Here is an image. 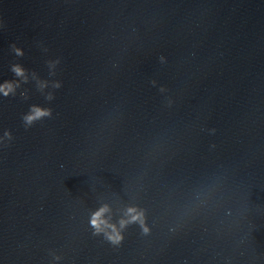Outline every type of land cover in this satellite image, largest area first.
<instances>
[{
	"label": "water",
	"instance_id": "1",
	"mask_svg": "<svg viewBox=\"0 0 264 264\" xmlns=\"http://www.w3.org/2000/svg\"><path fill=\"white\" fill-rule=\"evenodd\" d=\"M0 21V264H264V0H0ZM33 105L53 115L26 127Z\"/></svg>",
	"mask_w": 264,
	"mask_h": 264
},
{
	"label": "clouds",
	"instance_id": "2",
	"mask_svg": "<svg viewBox=\"0 0 264 264\" xmlns=\"http://www.w3.org/2000/svg\"><path fill=\"white\" fill-rule=\"evenodd\" d=\"M0 27H3V22L0 21ZM12 50L13 52L17 55V56H23L24 52L16 47L15 44H13L12 46ZM59 62V61H57ZM11 71L17 76V77H24L25 76V69L19 65V64H14L11 68ZM25 82L26 79H25ZM20 85L16 82L13 81H6L5 83H3L2 85H0V93L3 94V96L5 98L9 97V96H13L15 95L16 89L19 87ZM62 85L57 83L55 85L56 88H60ZM21 95H24V93H21ZM47 100L51 101L54 99V96L52 94H49L46 97ZM53 115L52 109L50 108H43L40 106H31L29 113L25 114L22 119L25 123L26 127H31L34 124H36L38 121H42L45 118H51ZM5 136L8 137L9 140L12 139V134L11 132H5ZM108 209L107 207L102 208L100 211L96 212L93 216V219L91 221L92 226L96 229V234L99 235L101 233L104 232L105 228H111L112 229V233H106V238L107 240L112 243L113 245H120L123 242L124 237L121 235L120 231H118L115 226L113 225H109L107 223V221H105L103 219V216L105 214V212H107ZM128 214L131 217L130 221H121V227H126L128 223H134L137 221H141L142 222V216L143 213H139L137 214V210L134 208H130L128 209ZM148 229L145 228V232H147Z\"/></svg>",
	"mask_w": 264,
	"mask_h": 264
}]
</instances>
